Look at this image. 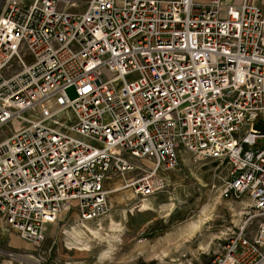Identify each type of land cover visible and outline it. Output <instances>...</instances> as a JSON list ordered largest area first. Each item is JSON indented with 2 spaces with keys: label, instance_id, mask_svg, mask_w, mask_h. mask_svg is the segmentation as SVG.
I'll use <instances>...</instances> for the list:
<instances>
[{
  "label": "built area",
  "instance_id": "built-area-1",
  "mask_svg": "<svg viewBox=\"0 0 264 264\" xmlns=\"http://www.w3.org/2000/svg\"><path fill=\"white\" fill-rule=\"evenodd\" d=\"M84 3L0 11V222L37 244L64 203L95 220L109 176L149 159L126 185L152 196L187 152L228 166L221 197L250 199L203 264H264V0Z\"/></svg>",
  "mask_w": 264,
  "mask_h": 264
},
{
  "label": "rangeland",
  "instance_id": "rangeland-1",
  "mask_svg": "<svg viewBox=\"0 0 264 264\" xmlns=\"http://www.w3.org/2000/svg\"><path fill=\"white\" fill-rule=\"evenodd\" d=\"M27 6L31 0H16ZM77 11L85 7V0ZM206 2L208 0H195ZM7 0H0V11ZM70 98L73 88L67 89ZM179 166L159 169L162 190L143 197L126 185L130 177L152 167L151 160H135V169L105 180L107 211L95 220L80 218L76 201L64 203L54 221L45 223L42 238L29 243L19 237L18 248H0L21 255L0 254V264H203L218 253L225 233L242 224L241 212L249 210L250 199H225L220 186L228 166L198 159L181 152ZM128 186V187H127ZM113 190V191H112ZM257 219L249 222L254 230ZM5 240V238L3 239Z\"/></svg>",
  "mask_w": 264,
  "mask_h": 264
},
{
  "label": "crops",
  "instance_id": "crops-1",
  "mask_svg": "<svg viewBox=\"0 0 264 264\" xmlns=\"http://www.w3.org/2000/svg\"><path fill=\"white\" fill-rule=\"evenodd\" d=\"M5 238V240H3ZM0 239L2 242L6 241V247L8 248H18L16 242L19 241V237L14 231L7 229L2 222H0ZM4 264H10L4 263Z\"/></svg>",
  "mask_w": 264,
  "mask_h": 264
},
{
  "label": "bare ground",
  "instance_id": "bare-ground-1",
  "mask_svg": "<svg viewBox=\"0 0 264 264\" xmlns=\"http://www.w3.org/2000/svg\"><path fill=\"white\" fill-rule=\"evenodd\" d=\"M113 191V190H112Z\"/></svg>",
  "mask_w": 264,
  "mask_h": 264
}]
</instances>
